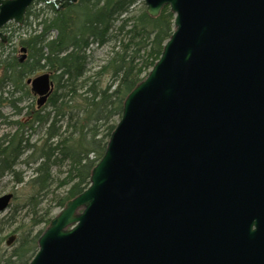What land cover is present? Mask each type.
I'll return each instance as SVG.
<instances>
[{"label": "water", "instance_id": "1", "mask_svg": "<svg viewBox=\"0 0 264 264\" xmlns=\"http://www.w3.org/2000/svg\"><path fill=\"white\" fill-rule=\"evenodd\" d=\"M34 1L0 0L3 43ZM144 1L174 31L28 264H264V0ZM28 82L41 107L54 83Z\"/></svg>", "mask_w": 264, "mask_h": 264}, {"label": "trees", "instance_id": "2", "mask_svg": "<svg viewBox=\"0 0 264 264\" xmlns=\"http://www.w3.org/2000/svg\"><path fill=\"white\" fill-rule=\"evenodd\" d=\"M64 1L36 0L26 13L30 33L15 42L10 33L7 43L0 41V125L10 127L0 136V179L9 175L31 192L25 203L29 222L17 221V209L0 222V264H28L53 209L90 185L125 97L149 73L174 31L169 6L151 17L145 8H135L137 0H79L59 8ZM11 24L20 29L9 23L5 31ZM17 44L26 48L24 60L15 54ZM94 44L110 47L99 65L91 58ZM9 46L13 51L5 54ZM40 73H48L54 87L46 103L36 107L28 104L34 97L28 79ZM104 75H110L106 85ZM3 105L23 116L9 119ZM37 131L42 137L32 141ZM22 164L33 170L27 180ZM50 196L54 205L42 206ZM17 222L12 233L19 236L6 246L10 235L4 232ZM41 224L45 227L37 230Z\"/></svg>", "mask_w": 264, "mask_h": 264}, {"label": "rangeland", "instance_id": "3", "mask_svg": "<svg viewBox=\"0 0 264 264\" xmlns=\"http://www.w3.org/2000/svg\"><path fill=\"white\" fill-rule=\"evenodd\" d=\"M40 5L41 4H38L37 6L40 7ZM59 8H60V6H59ZM135 8L136 9H140V8L146 9L145 1L144 0H137ZM30 28H31V26H30ZM9 31L14 33V38L16 37V39H17V37H20L21 30H19L15 25L11 24L9 26ZM17 47H18V51H16L15 54L17 56H20L22 54V51H20L21 46L17 44ZM109 49H110V47H108V46H105L103 48H97V46L94 45L91 49V53H92L91 58L94 59L93 64L94 65L95 64L96 65L102 64L103 59L106 56V52ZM1 51H2V48H0V52ZM11 51H13V46H9L7 49H5V54H7ZM40 74H44V73H40ZM109 81H110V75H104L102 77V82L104 85H106V83H108ZM37 98L38 97H36V96L30 98L28 101V104L29 103L32 104V102H34L35 106L37 107ZM23 104L24 103H22L21 105H23ZM1 110H2V113L10 116L9 119H19L23 116V115L19 116V115L14 114V110L9 105L1 106ZM9 130H10V127L7 124H1L0 125V136ZM41 137H42V133H40L39 131L34 132V135L32 136V141H39L41 139ZM19 169L25 171L26 180L29 179V177L33 173L31 166H27L26 164L19 165ZM8 192L16 193L17 198L13 199L11 206L7 210L0 213V222H1V220L6 219V217H9V215H11L14 212V209H17V212H15L16 213L15 215H16L18 222L21 220H26L27 222H29V218L31 216L30 215L26 216L28 213V208L25 206L26 205L25 203L27 201V197L31 193L29 187L27 185H25L24 183L23 184L22 183L16 184L15 181L9 175H7L4 178L0 179V196L4 193H8ZM52 197L53 196H50L49 199L45 200L42 203V206L47 207L50 204L54 205V201H52ZM60 210H61V207H55L53 209V212L51 213V216L53 217L54 215L58 214V212ZM18 222L13 227L7 228V230L4 232V234H9V235L15 234L16 235V238L14 239L13 243L16 242L17 236H19V232H16V233L13 232L12 233L13 228L18 224ZM44 225L45 224H41L36 229L37 230L42 229L45 227ZM5 245L9 246L7 244V242H5Z\"/></svg>", "mask_w": 264, "mask_h": 264}, {"label": "flooded vegetation", "instance_id": "4", "mask_svg": "<svg viewBox=\"0 0 264 264\" xmlns=\"http://www.w3.org/2000/svg\"><path fill=\"white\" fill-rule=\"evenodd\" d=\"M29 83V82H28ZM29 85L32 87V90H33V83L32 82H30L29 83ZM34 92V96H36V97H39V95H40V92H39V90L37 89H35V90H33ZM38 99V98H37Z\"/></svg>", "mask_w": 264, "mask_h": 264}]
</instances>
